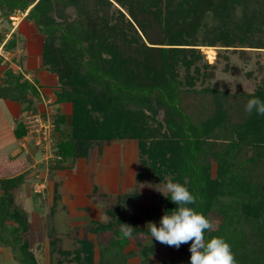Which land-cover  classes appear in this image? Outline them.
Returning <instances> with one entry per match:
<instances>
[{
	"label": "trees",
	"instance_id": "16d2710c",
	"mask_svg": "<svg viewBox=\"0 0 264 264\" xmlns=\"http://www.w3.org/2000/svg\"><path fill=\"white\" fill-rule=\"evenodd\" d=\"M114 2L129 17L116 7L120 17L109 25L106 7L114 6ZM70 7L78 9L75 17L69 16ZM0 11L7 17L16 11L27 12L26 19L45 36L41 67L58 76L60 90L55 102L71 105L72 130L65 140L56 143L60 159L55 165L63 164L69 157H85L86 150L95 143L116 137L139 138L138 162L150 164L159 179L169 172L178 174L173 181L186 183L196 196L192 206L210 222L216 204H220L219 210L238 212L240 207L254 208L250 204L264 197V183L255 186L248 182L245 186L244 173L232 167V151L237 150L240 141L254 137V141L262 142L258 132L264 125V115L252 112L232 128L230 144L217 153L216 175L212 177L203 154L206 137L215 125L225 121L221 95L216 97L217 111L212 121H195L182 106L181 97V86L193 85V79L200 76L189 74L190 67L202 56L197 46L264 48V0H0ZM100 11L105 12L99 16ZM4 38L0 34V42ZM13 43L14 36L4 44L5 49ZM180 67L185 70L184 82L179 78ZM7 73L15 76L11 70ZM9 81L12 86L13 80ZM17 89L24 92L25 84ZM253 96L264 99V80ZM65 118L60 113L55 119L56 129ZM160 133L162 137L156 138ZM18 134L25 136L26 130L22 128ZM8 170L11 172L0 165L1 176ZM23 183V174L10 179L0 177V217L15 220L26 229L27 212L20 214V207L12 204ZM229 194L237 198L228 203L221 201L220 196ZM162 204L164 214L175 207L168 197ZM158 209L155 206L147 214L154 222L160 220L155 215ZM226 216L233 218L228 213ZM122 223L123 219L117 218L97 227L120 235L116 242L124 247L129 238L120 231ZM228 226L205 230V236L224 237L231 245L236 264H249L252 260L261 263L262 253L249 252L245 239L233 231H222ZM24 253L26 264H38L31 253ZM78 257L87 262L93 260L89 252ZM78 260L77 264H82ZM68 261L62 257L58 264Z\"/></svg>",
	"mask_w": 264,
	"mask_h": 264
},
{
	"label": "rangeland",
	"instance_id": "374dc122",
	"mask_svg": "<svg viewBox=\"0 0 264 264\" xmlns=\"http://www.w3.org/2000/svg\"><path fill=\"white\" fill-rule=\"evenodd\" d=\"M116 7L129 17L126 10L114 2V6L106 7L108 18L104 16L109 25L114 24L120 17ZM68 9L70 17L77 15L76 7ZM104 12L100 11L99 16ZM26 15L27 12L16 11V14L7 17L0 11V34L7 38V36L11 37L13 30H16L18 35L21 32V34L36 32L34 23L27 20ZM210 21L214 20L210 18ZM208 23L210 22L208 21ZM126 29L129 28L126 26ZM9 37L5 41L12 39ZM200 42L204 44L202 41ZM197 47L202 56L194 66L190 67L189 74L193 76L200 74V76L193 79V85L184 84L181 86L182 106L188 114L193 116L195 121H212V116L217 111L216 97L221 95L220 98L224 103V107H222L226 114L225 121L220 125H215L213 131L206 137L207 143L203 154V160L210 165L211 176L215 177L218 163L215 159L217 153L226 149L230 144L232 128L236 124L243 123L250 116L251 113L245 111V104L264 80V48L208 45ZM4 51L0 45L2 60L8 58L5 67L2 68L3 79L14 78L12 80H15L17 78L15 76H19L21 80L24 77L23 72L28 71L24 69V64L19 59V53L14 56L9 54L5 58ZM196 68H199L200 72L197 73ZM9 70L14 72V77L7 76ZM179 73L180 80L184 82L185 70L183 67L179 68ZM55 88L57 90H53V92L57 93L60 90L59 84ZM16 89V86L12 89L14 94H18ZM41 90L44 98L34 90L28 92L30 96L21 97L25 102H28L27 112L42 113L48 121L47 125L50 130L53 126L54 132L51 136L47 135V140H43L44 142L39 143L40 145H35L32 142L27 149L23 150L28 152V156L23 157L21 161H25L24 164H26V171L23 173L25 181L22 184L21 192L17 193L12 204L20 207V214L27 212L28 227L25 229L22 225L19 226L17 221L6 216H4V220L0 217V264H26L25 250L35 257L38 264H58L62 257L69 260L67 264H77L78 256H84L87 252L92 253L93 260L87 262L85 259L79 258L82 264H109V262L111 264H189L191 241L176 248L159 243L155 238L151 239L150 233L146 232L148 230L147 223L154 222V219L148 217L147 214L155 206L159 207L155 214L158 216L157 219L164 215L162 208L165 205L162 202L167 197L157 189L167 192L166 183L173 181L174 176L178 174L169 172L163 174V178L159 179V174L153 172V167L150 164H140L138 162L139 138L116 137L109 142L95 143L86 150L85 157L76 159L69 157L63 164L55 165L59 160L55 159L57 156L56 143L65 140L72 130L71 105L68 102L58 107L55 100L52 101L51 90L42 88ZM144 111L147 115L150 114L149 110L144 109ZM60 113H64L66 118L56 129L55 119ZM24 117L25 113L22 115V119ZM157 123L158 121H156ZM258 136L262 142L254 141L256 139L252 137L251 140H246L247 142L240 141L241 144L237 150L232 151V160H234L232 167L244 173L245 186L248 185V182L255 186L259 182L264 183V125L259 129ZM161 137L162 133L156 138L160 139ZM23 140L24 137L22 142ZM20 147H23L22 144ZM52 147L54 150L51 151ZM0 165L5 167L6 161L0 162ZM90 168L93 170L91 171ZM82 169L85 170L84 177L90 184L95 181L97 174H101L98 184L94 182L92 188L88 186L92 193L87 196L94 202L95 209L88 210L84 215L80 211L81 208L77 211L71 210L68 205L63 203L61 196L51 192L52 182H59L60 191L63 192L64 189L67 191V187L72 182L70 174L72 172L82 174ZM100 169L101 173H99ZM111 171H118V173H111ZM58 173L62 175L58 176ZM12 174L13 172L8 170L0 177L10 179ZM42 178L45 181V188L41 193H37L40 195H37L34 192V182L37 180L40 182ZM63 180H66L69 185ZM65 186L66 188H64ZM2 193V189H0V201H2ZM53 194L55 198L51 201L50 197ZM236 198V195L231 194L220 196L224 203ZM219 205L216 204V210L212 215L213 229L219 230L229 224L222 231H233L242 240L245 239L249 252L262 253L263 260L259 264H264V197L261 196L260 200L257 199L255 203L250 204L254 208L245 206L243 209L240 207L238 212L229 209L219 210ZM227 213L231 214L233 218H227V216L225 218ZM117 218L123 219L122 224H129L126 226L131 228V233L137 231L136 234L132 233L128 237V244L124 247L116 242L120 235L97 227L99 224L105 226L115 222ZM95 227H97V231ZM95 244L97 246L93 250L92 247ZM63 251L65 254L62 253ZM249 264H258V262L252 260Z\"/></svg>",
	"mask_w": 264,
	"mask_h": 264
},
{
	"label": "crops",
	"instance_id": "0c3cea01",
	"mask_svg": "<svg viewBox=\"0 0 264 264\" xmlns=\"http://www.w3.org/2000/svg\"><path fill=\"white\" fill-rule=\"evenodd\" d=\"M16 33H18L16 32V30L11 31V37L14 36V43L12 44V47L10 49H5L4 47V44L8 41L5 40L8 39L9 36H7V38L5 37L3 41L0 42V45L5 50L4 52L6 55L4 54V57L6 58V56H8L9 54L14 56L16 53H19V59L22 60L24 69L28 71L23 72L24 77H22L21 80L19 78H15L18 83V86L16 88H19L22 84H25L26 90L22 92L21 90L16 89L18 90V94H14L15 92H13L12 89L16 86V81L13 80L14 83L11 86L9 80H12L14 78H9L8 80L7 78L3 79L4 76L2 74V68L5 67V63L8 58L0 62V162L2 163V161H6L5 167L7 169L9 168L11 172H13V174L11 175L12 177L22 175L24 171H26V164H24L25 161H21L23 160V157L28 154V152L26 153V151H23L24 149L20 147L24 135L20 137L18 134L20 131H22V128L23 130H26L22 115L27 112L28 102H25L22 97L25 95L30 96V93L28 94V92L30 90L33 91L35 88L34 91H38V93H40L44 98L45 96L42 93V88L43 90H51V94H53L52 101H54L56 100L57 94L56 92L54 93L53 90H57L55 86L59 84L58 76L55 73H52L48 69L41 67L45 36L39 32L37 27L36 32L33 33L28 32L21 34V32L19 35ZM0 57H2L1 54ZM56 104L58 107H61L65 103ZM90 170L92 171L93 169L90 168ZM112 172H116L115 174L118 173V171H111V173ZM79 173L72 172V174H70V176L72 177V182L70 183L68 181L70 183V186L67 187V191H65L64 189L66 188V186L63 188L64 190L62 189V192L60 191V183L52 182L53 185H51V192H55V194L57 193V196H61L63 198V203L68 205L71 210L77 211L81 208L80 211L84 215L88 210L92 211L93 209H95L94 202L89 199V196H87L89 195V193H92L88 186L92 188L94 182L98 184V182L101 180V174H97L95 181H92V183L90 184L87 181V178L84 177L85 170L82 169V174ZM99 173H101V169L99 170ZM57 175L60 176L62 174L58 173ZM11 176L10 178H12ZM40 177L43 176L40 175ZM64 182H66V180ZM35 184H40L41 188H45V181L43 180V178L40 182H38V180L34 182V186ZM21 190L19 192H21ZM41 191L37 192L34 187V192L36 194L41 193ZM54 198L55 196L53 194V196L50 197L51 201L54 200ZM96 246L97 245L95 244L92 249L95 250Z\"/></svg>",
	"mask_w": 264,
	"mask_h": 264
},
{
	"label": "clouds",
	"instance_id": "9594fccd",
	"mask_svg": "<svg viewBox=\"0 0 264 264\" xmlns=\"http://www.w3.org/2000/svg\"><path fill=\"white\" fill-rule=\"evenodd\" d=\"M245 111L264 115V99L251 97L245 104ZM166 189L167 192L157 190L174 202L175 207L167 210L158 222L147 223L151 239L155 238L159 243L176 248L191 241L189 264H236L231 245L224 237L206 238L205 230L211 231L213 225L208 217L192 206L196 196L186 183L168 181ZM126 225L129 224H121L120 231L124 237H129L132 234L131 228Z\"/></svg>",
	"mask_w": 264,
	"mask_h": 264
},
{
	"label": "built area",
	"instance_id": "2783aa9c",
	"mask_svg": "<svg viewBox=\"0 0 264 264\" xmlns=\"http://www.w3.org/2000/svg\"><path fill=\"white\" fill-rule=\"evenodd\" d=\"M24 126L26 129V137L24 136V140L21 143L23 149H27L28 145H30L32 142L35 145H40L43 140H47V135H53L54 128L51 126V130L49 126L47 125L48 121L45 119V116H43L40 112H30L25 113V117L23 119ZM31 135V137H30ZM43 141V142H44ZM54 145V144H53ZM51 151L54 150V147L50 149ZM55 159H60V157L57 155L55 156ZM35 190L37 192L41 191L43 187L41 188L40 184H35Z\"/></svg>",
	"mask_w": 264,
	"mask_h": 264
}]
</instances>
